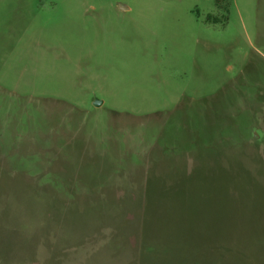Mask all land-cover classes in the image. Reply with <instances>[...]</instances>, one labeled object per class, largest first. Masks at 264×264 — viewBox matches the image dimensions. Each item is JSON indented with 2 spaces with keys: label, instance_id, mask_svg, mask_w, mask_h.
<instances>
[{
  "label": "rangeland",
  "instance_id": "1",
  "mask_svg": "<svg viewBox=\"0 0 264 264\" xmlns=\"http://www.w3.org/2000/svg\"><path fill=\"white\" fill-rule=\"evenodd\" d=\"M50 221L53 264H121L120 230L264 264V0H0V263Z\"/></svg>",
  "mask_w": 264,
  "mask_h": 264
},
{
  "label": "crops",
  "instance_id": "2",
  "mask_svg": "<svg viewBox=\"0 0 264 264\" xmlns=\"http://www.w3.org/2000/svg\"><path fill=\"white\" fill-rule=\"evenodd\" d=\"M48 223L49 222L43 224L44 227L37 231V233L35 234L36 239H34V243L30 246V249L27 250V248H24L26 252L23 253H12L13 257H15L16 260L11 262L10 264H53V259L58 252H65L68 249L81 244L78 241H69V237L72 232H70L69 230H64V228L59 229V226H63L62 223H55V221L54 223H52L51 221L50 224ZM47 225H49L50 227H45ZM98 225L99 223L96 224L97 227ZM54 227H56L57 229ZM120 231L123 232L117 233L112 237L111 243L116 244L115 249L112 251V256L114 258L116 257L122 259L121 264H149L147 257H143V253L145 251L143 249L147 247V234H128L124 232V230ZM87 237L89 238L90 235H87ZM71 245L72 247H70ZM126 248H128L130 251H127ZM8 252L9 251L5 253L3 252L2 255L5 257ZM29 252L31 254H29ZM4 257L1 258L0 264H4ZM101 262L102 264H107V262L104 260H102Z\"/></svg>",
  "mask_w": 264,
  "mask_h": 264
},
{
  "label": "water",
  "instance_id": "3",
  "mask_svg": "<svg viewBox=\"0 0 264 264\" xmlns=\"http://www.w3.org/2000/svg\"><path fill=\"white\" fill-rule=\"evenodd\" d=\"M100 103H101V102H100V101H98L96 104H97V105H100Z\"/></svg>",
  "mask_w": 264,
  "mask_h": 264
}]
</instances>
